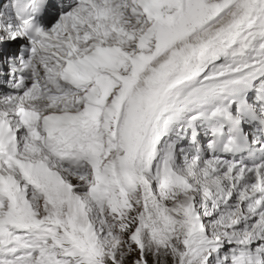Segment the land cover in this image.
<instances>
[{"label": "snow or ice", "instance_id": "6c2138e0", "mask_svg": "<svg viewBox=\"0 0 264 264\" xmlns=\"http://www.w3.org/2000/svg\"><path fill=\"white\" fill-rule=\"evenodd\" d=\"M0 264H264V0H0Z\"/></svg>", "mask_w": 264, "mask_h": 264}]
</instances>
